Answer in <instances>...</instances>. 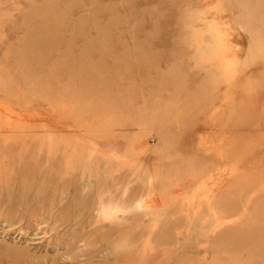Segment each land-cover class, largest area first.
Returning a JSON list of instances; mask_svg holds the SVG:
<instances>
[{
    "label": "rangeland",
    "instance_id": "obj_1",
    "mask_svg": "<svg viewBox=\"0 0 264 264\" xmlns=\"http://www.w3.org/2000/svg\"><path fill=\"white\" fill-rule=\"evenodd\" d=\"M0 264H264V0H0Z\"/></svg>",
    "mask_w": 264,
    "mask_h": 264
},
{
    "label": "bare ground",
    "instance_id": "obj_2",
    "mask_svg": "<svg viewBox=\"0 0 264 264\" xmlns=\"http://www.w3.org/2000/svg\"><path fill=\"white\" fill-rule=\"evenodd\" d=\"M139 205H140V204H139ZM143 205H144V204H143ZM113 207H114V206H113ZM103 208H104V207H103ZM111 209H112V212H114V213H115V211H116V210H115V211H113V209H114V208H111ZM111 209H110V212H111ZM126 210H127V209H126ZM112 214H113V213H112ZM115 214H116V213H115ZM114 220H115V219H114ZM109 221H110V220H109ZM96 222H97V220H96Z\"/></svg>",
    "mask_w": 264,
    "mask_h": 264
}]
</instances>
